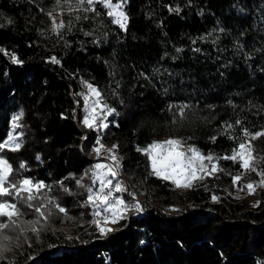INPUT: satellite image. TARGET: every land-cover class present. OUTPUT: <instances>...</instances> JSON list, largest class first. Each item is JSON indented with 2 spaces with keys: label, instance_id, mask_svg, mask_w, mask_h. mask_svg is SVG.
Listing matches in <instances>:
<instances>
[{
  "label": "trees",
  "instance_id": "16d2710c",
  "mask_svg": "<svg viewBox=\"0 0 264 264\" xmlns=\"http://www.w3.org/2000/svg\"><path fill=\"white\" fill-rule=\"evenodd\" d=\"M95 7L100 15L70 13L56 0H0V142L23 113L15 128L20 149L0 156L13 178L51 188L32 202L51 215L40 219L22 206L27 215L13 218L20 227L0 240V264H264V189L239 201L223 190L237 175V183L261 178L264 157L253 155L256 172L215 160L212 177L178 189L137 151L171 135L221 157L246 141L244 128L264 129V0H124L125 29ZM57 11L65 21L59 36ZM81 83L115 110L98 129L83 123ZM184 104V118L174 117ZM96 136L116 146L144 208L125 216L121 206L123 218L105 234L90 225L85 203Z\"/></svg>",
  "mask_w": 264,
  "mask_h": 264
},
{
  "label": "snow or ice",
  "instance_id": "6c2138e0",
  "mask_svg": "<svg viewBox=\"0 0 264 264\" xmlns=\"http://www.w3.org/2000/svg\"><path fill=\"white\" fill-rule=\"evenodd\" d=\"M100 4L103 7L109 9L107 15L113 17V23L118 24L121 29L126 28L127 16L121 11L117 15V10L121 8L120 4H113L112 0H56V5L59 7L61 5H66L67 10L71 13L73 11L83 10L85 12L91 11L96 15H100L97 11L95 5ZM87 5V7H82ZM51 17V12L48 13ZM76 19H80L79 16ZM70 23V22H69ZM65 27V21L61 20L59 24L56 23L55 18H52V29L59 36L61 34V29ZM90 35V33H86ZM179 51V50H178ZM14 62H18L16 57H12ZM52 62H57L53 57ZM90 94H94L95 99L92 104H88V96L85 95V117L83 123L89 127H92L101 118L106 119L115 110L110 108L106 103H103L102 93L95 88L93 85H87ZM172 105H169V110L171 111ZM178 112L174 113L179 115L181 119L184 118V109L188 108L189 105H179L176 106ZM99 108V112L97 109ZM90 110V111H89ZM23 116V113H19L12 117V128L13 130L20 125L17 123ZM91 121V122H90ZM175 123V119L173 120ZM241 121L237 120L236 124H240ZM103 127H107L106 124ZM227 128H232L231 124H227ZM243 134L245 137H249L254 140L262 135H264V129L256 132H250L247 128L243 129ZM235 139L234 137H229ZM212 141L215 142L216 137L213 136ZM99 143V139L97 141ZM186 141L180 139H167L164 141H153L147 146V148H137L146 154L151 161V168L153 173L162 177L163 179L172 180L177 187H191L193 181L197 179H204L205 176L212 175L218 171L217 165L213 163L214 160H232L233 162L239 163L240 168L246 171L256 172L255 168V157L253 156V149L251 147L250 141L241 140L236 148L232 149L231 155H225L221 157H214L212 154L205 155L200 149L193 145H188L187 149L183 146ZM21 147V143L17 141V137L13 135V132H9L8 137L3 142H0V151L7 148L10 151H17ZM116 146L113 145L109 152H113ZM94 151L99 154V149H94ZM115 164V167L110 165H105L102 163H97L92 166L93 170L91 172L92 177V187L87 188V200L85 203L93 206L94 216L97 217L93 221L96 227L101 232L105 234L112 231L113 229L102 226L109 223V218L103 213L111 212L112 220L111 223H116V217L123 218L122 212L119 211V206L124 205V201L118 197H114V192L119 193L125 191L121 182L113 183L118 175L117 169L119 168L118 157L111 155L110 157ZM207 161V163H205ZM211 165V170H208V165ZM20 168H25L22 163ZM203 173V175L201 174ZM258 175L264 177V170L257 173ZM233 183H237L241 176L237 175L233 178ZM264 183V180L261 181ZM62 183V182H61ZM78 186L83 187L84 185L81 181H77ZM250 193L254 190V185L249 183L246 185ZM48 188L51 190L50 186L43 184L42 182H33L30 178L21 177L19 179L13 178V166L9 161L0 156V240H9L10 237L5 234V230L15 231L20 227V223L14 220V217L25 216L26 212L22 211V206L31 209L36 214H38L40 219H47V215H51L49 210L47 215L43 209L47 207L46 204L40 203L39 205L32 203L34 200L40 199L36 193H39L41 189ZM35 190V191H33ZM68 191V189H64ZM27 193L25 196L24 194ZM213 199H216L213 197ZM48 203L53 204L60 213H65V208L59 206L55 203L53 198H48ZM137 210L139 207L137 206ZM6 218V219H4ZM24 223L37 224L39 220L36 221H24ZM32 231L38 234L39 229L33 227ZM2 258V257H0Z\"/></svg>",
  "mask_w": 264,
  "mask_h": 264
},
{
  "label": "rangeland",
  "instance_id": "374dc122",
  "mask_svg": "<svg viewBox=\"0 0 264 264\" xmlns=\"http://www.w3.org/2000/svg\"><path fill=\"white\" fill-rule=\"evenodd\" d=\"M123 1H120V2H116V3H113V4H120L121 5V8L117 10V15L119 12H123ZM107 9V8H106ZM107 11H109V9H107ZM61 12L62 11H57L55 13H52L53 15H56V18H57V22L59 23L60 22V15H61ZM112 20H113V17H112ZM82 86L83 88H81L83 90V98L85 97V95L88 96V100H87V103L88 104H92L93 100L95 99V96L94 94H90L89 93V89L87 87V84L86 83H82ZM85 99H84V103H85ZM9 132H13V135L15 137H17V141H18V134L17 132H15V129L13 130L12 128V122H11V125H10V129H9ZM9 134V133H8ZM8 137V136H7ZM7 139V138H6ZM167 139H177L176 137L174 136H171V135H167L163 138H161L159 141H164V140H167ZM246 141H250L251 143V147L252 149H255V153H252L253 155L257 154L261 157H264V135L254 139V140H251L249 137L246 138ZM185 149H187L188 146L184 145L183 146ZM147 148V147H145ZM146 155V154H145ZM146 158H147V161H148V167H149V170L152 174L153 171H152V168H151V161L149 160L148 156L146 155ZM205 163H207V161H205ZM213 163L216 164L215 160L213 161ZM217 165V164H216ZM218 168V166H217ZM208 170L210 171L211 170V165L209 164L208 165ZM218 171H216L215 173H217ZM215 173H213L212 175H208V176H205V177H212ZM203 175V173H201ZM155 175V174H154ZM156 176V175H155ZM158 177V176H157ZM204 177V179H205ZM159 178H162V177H159ZM163 179V178H162ZM167 181H169L170 183H172V185L178 189H181V188H184V187H177L176 184L170 180V179H165ZM203 179H197L195 181H193L192 183V186L195 185L196 183L202 181ZM264 180V177H261L259 179H251V180H243V182H240V183H233V180L230 184L226 185L224 187V193L229 196L231 199L233 200H236V201H239V200H242L244 199L245 197H247L249 194L253 193V192H258L262 189H264V183H262L261 181ZM253 184L254 185V190L249 191V189L246 187L247 184ZM113 223L109 222L107 223L106 225L102 224V226L104 227H107V228H112ZM96 226V225H95ZM61 228H64L65 226H60ZM59 227V228H60ZM97 228V227H96ZM98 229V228H97ZM99 231V230H98ZM99 233L101 234V232L99 231ZM64 238H68L67 235H63Z\"/></svg>",
  "mask_w": 264,
  "mask_h": 264
},
{
  "label": "built area",
  "instance_id": "2783aa9c",
  "mask_svg": "<svg viewBox=\"0 0 264 264\" xmlns=\"http://www.w3.org/2000/svg\"><path fill=\"white\" fill-rule=\"evenodd\" d=\"M115 25L117 27H119L118 24H115ZM81 88H83L82 83H81ZM97 112H99V108L97 109ZM104 121H105V119L101 118L92 126V129H98L100 124ZM81 139H84V135L81 136ZM98 139H99L98 136H96L94 139V142L97 143ZM97 144H98L97 147L99 149V154L96 158H94L93 160L90 161V166H89V169L87 170V175L91 179V184L89 187H92V177H91V172L93 170L92 166L97 164V163H102L105 165H110L112 167H115V164L113 163L112 159L110 158L111 155H115L116 157H118V162H119L120 166L117 169L118 175L116 177V180L113 181V183L115 184L116 182H121L123 187L126 190L119 192V193L114 192V197H118L124 201L123 206L125 207V211H124L125 216L127 214H132V213H135V214L144 213V208L141 204V201H143V198L140 197L139 195H137L136 191L131 187L130 183L128 182L126 177L123 175L122 170H121L122 161H121L120 156L114 151L110 153L109 149H111V148L107 144L102 143L100 141V139H99V143H97ZM137 206L139 207V210H137ZM120 207L121 206H119V209H120ZM88 209H89V216H90V225H96L95 223H93V221L95 219H97V217H95L93 214V212H94L93 206L88 204ZM103 215L108 216L109 222H111V220H112L111 212L103 213Z\"/></svg>",
  "mask_w": 264,
  "mask_h": 264
}]
</instances>
